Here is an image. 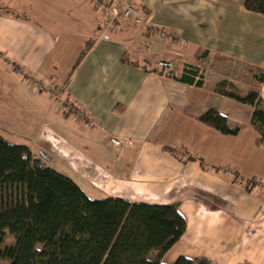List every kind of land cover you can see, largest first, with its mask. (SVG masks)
I'll list each match as a JSON object with an SVG mask.
<instances>
[{
    "label": "crops",
    "instance_id": "0c3cea01",
    "mask_svg": "<svg viewBox=\"0 0 264 264\" xmlns=\"http://www.w3.org/2000/svg\"><path fill=\"white\" fill-rule=\"evenodd\" d=\"M5 1L31 12L0 13L1 73L26 88L53 124L43 126L32 153L47 155L91 199L178 204L187 233L163 264L180 257L264 264V144L251 123L254 108L217 92L245 74L264 102L256 77L264 74V17L245 0H139L143 21L166 37L120 21L101 38L95 0ZM163 62L178 78L198 67L204 86L168 78ZM63 101L75 112L66 113ZM209 109L239 133L201 123Z\"/></svg>",
    "mask_w": 264,
    "mask_h": 264
},
{
    "label": "trees",
    "instance_id": "16d2710c",
    "mask_svg": "<svg viewBox=\"0 0 264 264\" xmlns=\"http://www.w3.org/2000/svg\"><path fill=\"white\" fill-rule=\"evenodd\" d=\"M245 8L264 17V0H245ZM92 44H85L76 66ZM161 65L160 71L170 79L204 86L198 67L187 66L178 78L168 62ZM256 77L264 82V74ZM217 92L254 108L251 123L260 133L258 144H264L260 93L242 96L227 84L219 85ZM199 121L223 135L235 136L240 131L217 109H209ZM6 231L13 238L8 245ZM186 233L187 223L178 204L91 199L44 156L0 134V264H163L164 256ZM173 264L213 263L206 258L180 257Z\"/></svg>",
    "mask_w": 264,
    "mask_h": 264
},
{
    "label": "rangeland",
    "instance_id": "374dc122",
    "mask_svg": "<svg viewBox=\"0 0 264 264\" xmlns=\"http://www.w3.org/2000/svg\"><path fill=\"white\" fill-rule=\"evenodd\" d=\"M29 10L30 8L28 6L16 7V5L12 4V2L9 3L8 1L0 0V13L14 12L13 14L20 13L29 17V13L31 12V10ZM218 63L219 60L215 59L214 65H217ZM240 76L238 86L230 87V89L236 90L238 93L243 95H246L250 90L254 91L256 81L249 79L247 75L245 77V74L244 76ZM248 81H250V83ZM53 89L55 90L53 91L54 96L60 97L61 93L58 92V89ZM36 101L37 100L34 96L29 93L26 88L17 86V82L14 79L8 80L5 73H1L0 69V134L11 143L25 144L32 148L35 147L36 149H34L38 152L41 147L39 140L42 130L45 126L46 128L53 130V124L44 123L47 118V109L41 103H36ZM72 107H74V105H72L70 101H63V109H68L66 110V113L75 112ZM77 115L83 121L86 120L83 113L80 111H77ZM36 155L44 156L40 155V153ZM4 235H6V245L11 244L13 242V238L9 232L6 231ZM2 264L8 263L4 261Z\"/></svg>",
    "mask_w": 264,
    "mask_h": 264
},
{
    "label": "built area",
    "instance_id": "2783aa9c",
    "mask_svg": "<svg viewBox=\"0 0 264 264\" xmlns=\"http://www.w3.org/2000/svg\"><path fill=\"white\" fill-rule=\"evenodd\" d=\"M95 6L98 7L102 19L103 26L101 29V38L106 37L120 21H126L135 26H141L152 30L161 37H166V33L159 30L150 22H144L139 8V0H95ZM111 143L115 147H121L123 141L118 138H112Z\"/></svg>",
    "mask_w": 264,
    "mask_h": 264
},
{
    "label": "water",
    "instance_id": "95a60500",
    "mask_svg": "<svg viewBox=\"0 0 264 264\" xmlns=\"http://www.w3.org/2000/svg\"><path fill=\"white\" fill-rule=\"evenodd\" d=\"M44 157H45L46 159H49V157H48L47 155H44Z\"/></svg>",
    "mask_w": 264,
    "mask_h": 264
}]
</instances>
